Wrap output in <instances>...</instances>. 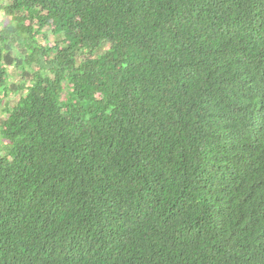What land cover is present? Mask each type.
Listing matches in <instances>:
<instances>
[{
	"label": "trees",
	"instance_id": "1",
	"mask_svg": "<svg viewBox=\"0 0 264 264\" xmlns=\"http://www.w3.org/2000/svg\"><path fill=\"white\" fill-rule=\"evenodd\" d=\"M0 12V264H264V0Z\"/></svg>",
	"mask_w": 264,
	"mask_h": 264
},
{
	"label": "rangeland",
	"instance_id": "2",
	"mask_svg": "<svg viewBox=\"0 0 264 264\" xmlns=\"http://www.w3.org/2000/svg\"><path fill=\"white\" fill-rule=\"evenodd\" d=\"M6 20H7V18L3 17L2 13L0 12V28L2 27V25H4L6 23ZM8 71L13 73V68L9 67ZM10 79H12V80L17 79L18 80V76H16L14 74V76L10 77ZM0 109H1V106H0ZM4 114H5L4 112H0V118H2Z\"/></svg>",
	"mask_w": 264,
	"mask_h": 264
}]
</instances>
